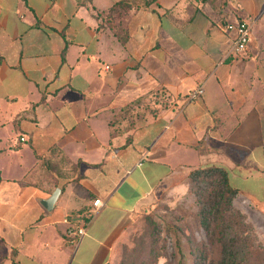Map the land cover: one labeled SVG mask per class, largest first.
Masks as SVG:
<instances>
[{"label":"crops","instance_id":"1","mask_svg":"<svg viewBox=\"0 0 264 264\" xmlns=\"http://www.w3.org/2000/svg\"><path fill=\"white\" fill-rule=\"evenodd\" d=\"M122 1L0 0V264H112L199 168L264 217V0Z\"/></svg>","mask_w":264,"mask_h":264},{"label":"trees","instance_id":"2","mask_svg":"<svg viewBox=\"0 0 264 264\" xmlns=\"http://www.w3.org/2000/svg\"><path fill=\"white\" fill-rule=\"evenodd\" d=\"M131 3L132 0L119 2L105 15L119 14L129 9ZM189 180L212 181L203 188L199 186L197 193L200 198L198 227L206 240L198 241L193 235L174 228L175 247L166 264H264V244L260 242L254 225L235 207L239 192L230 185L227 171L215 166L199 168L190 174ZM165 231L161 227H150L144 237V243H148L145 255L134 261L137 252L134 249L122 264H159L161 258H167L160 246Z\"/></svg>","mask_w":264,"mask_h":264},{"label":"rangeland","instance_id":"3","mask_svg":"<svg viewBox=\"0 0 264 264\" xmlns=\"http://www.w3.org/2000/svg\"><path fill=\"white\" fill-rule=\"evenodd\" d=\"M211 182L208 180H200L199 182L189 180L183 191L165 193L149 204L145 210L137 215L133 229L120 244L117 257L112 264H122L128 253L134 249L137 251L134 261L145 255V248H147L148 243H144V237L147 230L154 226L166 229L160 240V246L163 247V253L164 255L167 254V258H161L159 264H166L173 254L175 242L172 233L174 228L183 230L187 235H193L198 241H205V234L198 227L197 213L200 209V198L197 193L199 186L203 188ZM246 217L256 228L260 242L264 244V217L251 215L249 217L246 215ZM187 244L185 241L184 245L187 246Z\"/></svg>","mask_w":264,"mask_h":264},{"label":"built area","instance_id":"4","mask_svg":"<svg viewBox=\"0 0 264 264\" xmlns=\"http://www.w3.org/2000/svg\"><path fill=\"white\" fill-rule=\"evenodd\" d=\"M227 28L230 31H236L237 33V38L235 41L233 52L236 54L245 53L250 43L251 36H252L251 26L247 22H241L237 25H228ZM204 92H205L204 89L201 87L198 90L190 93L187 96V100L189 102L196 101L204 94ZM21 141L24 142L25 139L22 138ZM142 160H145V157H143ZM139 165H142V164L140 163ZM94 204L97 207L102 205L101 201L99 200L96 201ZM85 234H86V226L81 227L80 229H78L77 232L73 228H70L68 230V236L71 237L72 244H75L77 240L83 237Z\"/></svg>","mask_w":264,"mask_h":264},{"label":"water","instance_id":"5","mask_svg":"<svg viewBox=\"0 0 264 264\" xmlns=\"http://www.w3.org/2000/svg\"><path fill=\"white\" fill-rule=\"evenodd\" d=\"M60 193H61L60 189H57L50 199L42 203L48 211L53 210Z\"/></svg>","mask_w":264,"mask_h":264}]
</instances>
